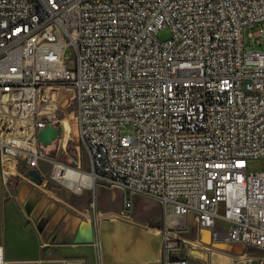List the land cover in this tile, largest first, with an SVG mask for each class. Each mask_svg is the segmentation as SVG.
<instances>
[{
    "label": "built area",
    "instance_id": "2783aa9c",
    "mask_svg": "<svg viewBox=\"0 0 264 264\" xmlns=\"http://www.w3.org/2000/svg\"><path fill=\"white\" fill-rule=\"evenodd\" d=\"M262 22L264 0H0L5 178L49 164L72 189L65 174L85 170L38 132L75 120L89 172L126 192L123 216L133 194L161 204V264H191L177 255L189 216L211 242L264 248V51L244 45Z\"/></svg>",
    "mask_w": 264,
    "mask_h": 264
},
{
    "label": "crops",
    "instance_id": "0c3cea01",
    "mask_svg": "<svg viewBox=\"0 0 264 264\" xmlns=\"http://www.w3.org/2000/svg\"><path fill=\"white\" fill-rule=\"evenodd\" d=\"M15 177L17 183L14 186L5 176L4 179L0 177V194H14V198L9 202L0 203L4 210L3 216L0 215L5 224L0 234V244L4 246L6 257L11 264L19 260H41L43 257L47 258V264H96L100 257L102 264L162 263L163 239L160 227L163 212L160 219L148 218L146 223L137 219V222H134L133 218L103 220L98 222L95 228L91 219L87 221V218L81 223L80 217L74 218L75 215L68 214L64 218L66 223L59 227L60 217L64 216L60 214L63 206L74 208L76 202H81V199L64 202V198L58 194H49V197L41 199L42 196L35 195L40 194L39 184L31 181L26 175ZM23 205L28 213L34 210L38 216L46 211L51 218L44 229L35 223L25 224L26 237L20 244L23 254L14 259V247L13 244L6 243L5 232L12 210L22 213L20 208ZM153 215L155 214L146 217ZM22 216L24 218V214ZM186 221L187 227L181 232V248L177 255L183 254L191 264H205L208 260L216 263L217 257H223L226 264H264V248L242 243L211 242L210 231L199 226L193 216H189ZM197 238L205 241L207 246L195 245L193 241Z\"/></svg>",
    "mask_w": 264,
    "mask_h": 264
},
{
    "label": "rangeland",
    "instance_id": "374dc122",
    "mask_svg": "<svg viewBox=\"0 0 264 264\" xmlns=\"http://www.w3.org/2000/svg\"><path fill=\"white\" fill-rule=\"evenodd\" d=\"M261 27H264V22L260 24H256L253 27L246 26L244 28V45L245 49H260L264 51V37H252L249 35L251 32H255ZM159 38L161 40H166L171 36V32L169 28H164L159 32ZM261 39V44L256 43V39ZM68 55L70 51L67 52ZM70 56V55H69ZM62 116L61 114H59ZM125 132H133L132 127L124 128ZM60 147V149L58 148ZM46 151L50 153L51 156L64 161L70 165H81L84 172H89L91 168L90 157L87 151V148L83 141L79 138L77 124L75 120H70L69 122H65L63 125H60V134L56 141H54L50 146L45 147ZM255 168L260 169L264 168V160H258L255 162ZM42 174L44 180L47 182L46 185H40V194H35L37 197L48 196L49 194H58L59 196L64 198V202H72L79 201L77 198L81 199V202H76V206L74 208H69L67 205L63 206V211L60 214H64V216L60 217L59 227H63L64 218L68 214L75 215L74 218L80 217L81 223L82 221H86L87 218L93 221L94 228L98 224V222H102L103 220H123L130 219L134 222L137 220L144 221L145 223L148 221V218H157L160 219L161 213L163 212V208L159 201L148 194H133L131 196L133 207L129 211V216H123L121 214L123 210V199L126 192L118 187L109 186L108 184L102 183L96 178L95 185L89 189L83 188L82 192H75L72 189L66 188L59 184L56 180L52 179L49 174L51 170V165L43 164L42 165ZM24 175V173H22ZM0 177L4 179L3 171L0 167ZM12 186L17 183V177L12 176L11 178H7ZM130 194V193H129ZM14 198V194H0V203H7ZM63 203V202H62ZM1 205V204H0ZM22 213L18 211L12 210V216L9 220L8 228L5 232V240L8 244H13L14 251V259H18L17 257L23 254V251L20 249L21 241L24 240L25 235V224L27 223H35L38 227L43 229L48 225L50 221V216L47 212H43L40 215L36 216V212L34 210L29 213L26 210L25 205L21 208ZM34 211V212H33ZM4 210L2 206H0V214L3 216ZM150 217H146L148 215H152ZM0 215V234L3 228L5 227L4 221L2 220ZM73 217V216H71ZM146 217V218H144ZM59 218V217H58ZM144 218V219H143ZM137 219V220H136ZM129 226V224H128ZM103 225H100V230H102ZM131 228V227H130ZM184 257L183 254H180ZM103 258V257H102ZM104 259V258H103ZM216 263H212V260H208L205 264H226L223 257L220 259L217 257ZM218 262V263H217ZM11 263V262H10ZM15 264H47V258L43 257L41 260H19L18 262H14ZM57 264H63L61 262ZM96 264H102L101 257L97 259Z\"/></svg>",
    "mask_w": 264,
    "mask_h": 264
},
{
    "label": "water",
    "instance_id": "95a60500",
    "mask_svg": "<svg viewBox=\"0 0 264 264\" xmlns=\"http://www.w3.org/2000/svg\"><path fill=\"white\" fill-rule=\"evenodd\" d=\"M60 133L58 127L53 126L52 124H47L45 127L39 129L38 137L40 142L44 147L50 146L54 141L57 140ZM25 175L33 182L37 184L46 185L47 182L44 180V177L39 169L36 168H26L24 170Z\"/></svg>",
    "mask_w": 264,
    "mask_h": 264
},
{
    "label": "bare ground",
    "instance_id": "6f19581e",
    "mask_svg": "<svg viewBox=\"0 0 264 264\" xmlns=\"http://www.w3.org/2000/svg\"><path fill=\"white\" fill-rule=\"evenodd\" d=\"M64 177L69 179L66 181V185L76 192H79L81 187L89 189L93 187L96 182V177L88 172L70 171V173L65 174Z\"/></svg>",
    "mask_w": 264,
    "mask_h": 264
},
{
    "label": "trees",
    "instance_id": "16d2710c",
    "mask_svg": "<svg viewBox=\"0 0 264 264\" xmlns=\"http://www.w3.org/2000/svg\"><path fill=\"white\" fill-rule=\"evenodd\" d=\"M160 224V223H159Z\"/></svg>",
    "mask_w": 264,
    "mask_h": 264
}]
</instances>
